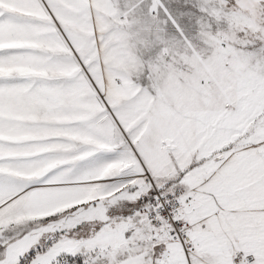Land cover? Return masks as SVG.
Masks as SVG:
<instances>
[{
    "label": "snow or ice",
    "instance_id": "obj_1",
    "mask_svg": "<svg viewBox=\"0 0 264 264\" xmlns=\"http://www.w3.org/2000/svg\"><path fill=\"white\" fill-rule=\"evenodd\" d=\"M0 264H264V0H0Z\"/></svg>",
    "mask_w": 264,
    "mask_h": 264
}]
</instances>
